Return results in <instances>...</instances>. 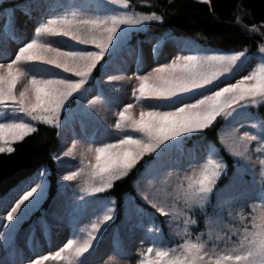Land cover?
<instances>
[{
  "label": "snow or ice",
  "instance_id": "obj_1",
  "mask_svg": "<svg viewBox=\"0 0 264 264\" xmlns=\"http://www.w3.org/2000/svg\"><path fill=\"white\" fill-rule=\"evenodd\" d=\"M101 2L120 5L123 10H92ZM4 3L5 0H0V12L8 17L5 32L13 34L15 46L4 47V39L0 37V61L8 60L0 62V120L9 121L0 122V154L13 153L15 142L37 132L34 122L52 127L58 140L66 139L71 132V146L52 158L59 162L78 155L81 166L69 171L62 180L57 178L56 195L49 207L54 209L57 205L66 190L65 182L79 179L81 196L76 201L66 200L64 205L66 217L71 216L75 238L68 239L54 256L42 255L43 245L37 248L33 241L46 240L49 248L55 246L52 229L58 227L49 223L46 211L24 229V243L15 242L21 226L47 199L49 172L40 170L26 177L22 183L34 182L35 177L40 182L23 193L7 212L6 223L0 224L3 228L0 250L5 253L0 256V264H6V259L13 264L16 259H26L27 264H47L50 259L62 260L64 264H93L95 246L115 220L117 211L114 199L97 194L111 190L145 159L140 174L156 178L166 170L176 169L175 173L168 171L169 177L176 176V182L165 195L157 192L151 199L147 191L123 195L121 222L113 229L114 255L123 254L120 226L127 225L135 216L131 227L140 229L152 245L140 253L137 264H264V183L257 186L254 173L251 181H243L248 169L241 163L250 160L251 142L259 144L258 152H264V117L258 114L259 107L264 106V44L257 54L250 56L246 47L241 50L194 47L190 39L173 36L176 43L167 48L163 40L166 33L145 30L147 22L162 24L163 16L155 11H128L129 0H91L83 7L72 8L61 0L56 7L38 15L30 13L28 5H42L43 0H20L8 7ZM138 7L151 5L141 3ZM16 10L32 21L31 30L27 24L24 28L13 25ZM248 31L258 29L253 26ZM145 44L149 45L147 55ZM123 49L135 52V70L127 78L135 81L131 88L135 104L126 103L113 112L115 124L111 127L122 138L94 146L105 134L93 114L98 100L105 108L121 101L99 89L98 100H89L87 105L83 100L90 91L89 85L99 83L96 71L103 74ZM173 51L188 54H176L170 63L159 62L161 57L167 60ZM253 59L259 63L249 67ZM152 63L158 66L141 74ZM245 70L247 74L243 75ZM113 79L122 77H108L109 81ZM73 102L75 107H70ZM253 107L255 112L250 111ZM220 117L225 118L226 125L239 122L241 129H247L232 128L228 134L226 151L233 158V173L222 186L218 182L228 174V164L215 143L203 135ZM76 119L81 122L79 136L85 143L76 139L77 133L71 127ZM198 161L202 162L190 172L179 171L185 164L196 165ZM258 162L264 174V157ZM247 183L253 187L251 194L236 191ZM137 196L148 202L154 212L149 213L137 204ZM248 200L260 203H253L246 216ZM5 206L6 201L0 199V207ZM226 207L229 211L224 216ZM97 213L88 225L75 229L81 218ZM156 213L182 220L183 228L172 237L182 242L173 247L161 246L169 241L155 225ZM50 215L53 221L67 225L66 217H58L55 211ZM198 215H203L205 225L211 227L208 240L199 236L196 240L190 238V226L198 225ZM146 223L151 227H146ZM212 231H217L215 241ZM219 243L223 248H217Z\"/></svg>",
  "mask_w": 264,
  "mask_h": 264
},
{
  "label": "rangeland",
  "instance_id": "obj_2",
  "mask_svg": "<svg viewBox=\"0 0 264 264\" xmlns=\"http://www.w3.org/2000/svg\"><path fill=\"white\" fill-rule=\"evenodd\" d=\"M8 1V0H5ZM11 1V0H10ZM61 0H43L42 5H28L30 13L33 15H38L40 12H46L50 10L52 7H56L58 4H60ZM63 2L66 4L67 7L72 8L74 5L78 7H83L84 5L90 4L91 0H63ZM117 10L121 11L123 10L120 5H113V4H104L99 3L96 8H93L92 10ZM46 18V17H45ZM8 21V17L5 13L0 12V37H3L4 39V47H14L15 44L12 40V33L11 32H5V24ZM25 24H27L28 30H31L32 27V21L29 20L21 11L16 10L13 16V25L17 28H24ZM164 46L167 48H172L176 41L173 39V36L164 37ZM194 47H211L213 49L215 48L214 45L209 44L205 41H199V40H191ZM134 42V41H133ZM264 44V43H263ZM144 52L147 55L149 50V45L145 44L143 46ZM89 50H93L91 47ZM236 50V49H235ZM258 50L254 53H249L250 56H253V54H257ZM176 54H188L185 53H177L173 51L172 56H169L167 60H165L163 57L160 59V63L163 62H171V59L174 58ZM135 58V52L129 49H123L121 50L110 62L109 67L106 69V71L101 74L99 71V75L96 76V79L99 81L97 84L95 81L89 85L90 91L86 94V97L83 100V103L87 105L89 100H98L97 91L102 90L105 93H111L115 97H117L121 102L113 106L111 108H105L98 100V105L95 109H93V114L97 116V119L99 120V123L102 125L103 129L105 130V134L103 137L98 138L97 144H94V146H98L99 142L103 143H113L116 139L122 138L119 135L118 130H116L114 127H111L115 124V117L113 115V112L118 111L120 108H123L124 104L126 103H133L135 104L134 98L131 96V88L135 86L134 80L127 79L128 77H132L135 65L133 63V60ZM3 63H7L8 60L0 61ZM256 63H259L258 59H253L252 64L249 65V67H254ZM157 63H152L150 66L146 67L144 69V72L141 74H145L146 72L151 71L153 67H157ZM243 75L247 74V70H245ZM109 76L113 77H122V79H113L112 81L108 80ZM239 78V77H237ZM233 82H235L233 80ZM70 107H75V102H73V105ZM137 112L139 111V108L137 107L135 109ZM250 111L255 112V107L251 108ZM258 114L261 117H264V106L259 107ZM231 119V118H229ZM0 122H9V121H2ZM216 122L220 123V129H219V142L223 144L224 149L226 150V141L228 134L232 128L239 129L241 131L247 130L246 128L241 129L240 123H233V124H225V118L220 117ZM39 122H34V125ZM72 128L75 129L77 136L76 139L80 141V143H85L86 141L80 140V129H81V122L79 119H76L73 121ZM73 143V136L71 135V132H69L66 139L58 140V148L55 153V155L59 156L62 152H65L68 147L71 146ZM259 148V144L256 142H251L249 145V152H250V160H242L241 163L246 165L248 171L243 175V181L249 182L253 179V173L255 177L256 185L259 186L260 184L264 183V174H262L261 171V165L259 164V158L264 157V152H258L257 149ZM227 152V151H226ZM206 158V157H205ZM233 159V158H232ZM146 162V161H145ZM145 162L143 164V168L145 165ZM202 161H198L196 165H188L185 164L184 168L180 169L179 171L181 174L184 173V169H187L189 172L192 170V167L198 166V163H201ZM56 164V170H57V178L59 177L62 180V177L67 174L69 171H75L77 168L81 166L80 164V157L78 155H73L69 157L62 158L59 162L55 160ZM40 170H47V168L39 169ZM143 170V169H142ZM142 170L139 172L142 173ZM37 171V172H38ZM168 171H172L175 173L176 169L166 170L165 172L161 173L158 177L153 178L149 176H144L142 174L137 175L136 180L134 182V188L135 192H144L147 191L149 194L150 199L157 193L161 196L165 195L171 188V186L176 182V176L173 175L171 177L168 176ZM233 173V170H232ZM232 173L227 177V179L222 181V179L228 175H225L222 179L219 180L218 186L224 185L229 177L232 175ZM222 181V182H221ZM40 180L38 177H35L34 182H27V183H21L17 188L12 190L7 196H5L3 199L6 201L5 207H0V224L6 223L4 218L7 215V212L11 210L12 207L15 206L16 202L20 199V197L23 195L25 191H30L31 187L35 186V183H39ZM221 182V183H220ZM67 185L65 192L59 197L57 201V205L54 209L48 208L47 210L45 208H41L42 204L40 205V210L34 212L32 214H41L42 211H46L49 213L47 215V219L49 223L58 224V227H54L52 229V240L55 244V246L48 247V242L41 241V240H34L33 244L36 245L37 248H40L41 245H43L42 255H47L49 257H52L55 255L56 251H59L60 248L63 247L64 243H67L68 239H74V235L72 234L73 228L71 223V216L66 217V209H65V202L66 200L70 199L72 201L78 200V198L81 196V193L79 191V186L81 184V181L79 179L72 181V182H65ZM155 185V187H153ZM49 190V187H48ZM253 190V187L250 183L243 184L241 186H238L236 191L239 193H248L251 194ZM99 196L105 197L103 193L97 194ZM48 197V192H47ZM139 197V196H138ZM108 198V197H107ZM111 199V198H109ZM140 199V197H139ZM46 200V199H45ZM44 200V201H45ZM141 200V199H140ZM43 201V202H44ZM142 201V200H141ZM213 201H215V196H213ZM143 204L146 206H149L150 209L154 212V209L151 208L150 204L146 201H142ZM253 203L259 204L260 201H247V208L245 209V215L248 216L251 211V205ZM52 211H55L58 217H66L67 219V225L65 223H61L59 220L56 222L52 220V217L50 213ZM209 213H211V209L208 210ZM229 209L226 207L225 211L223 213L224 216H227ZM87 215L84 218L80 219V222L75 225V229H79L81 227H84L88 225L92 220L95 219V216L98 215ZM160 216L161 222L163 223V236L165 240L169 241L168 243H165L161 246L163 247H173L176 244L182 242L180 238L173 239L172 237L175 236V233L183 228V222L182 220H171V218H166L164 216H161L159 213H156ZM31 216V219L34 217ZM39 217V216H38ZM198 225L196 226H190V238L192 240H196L199 236L203 240H208V232L211 230L210 226L205 225V217L203 215H198L197 217ZM30 219V220H31ZM30 220H26L24 225L21 226L20 232L15 237V242L18 244H23V235H24V229L27 228V222L31 223ZM36 220L33 219V221ZM136 220V217L133 216L132 219L128 222L127 225H121L120 231H119V239L122 242L121 247L123 249L122 255H114L113 254V229L117 226L114 224L116 223V220H114L112 223H110L107 227V229L103 233V237L99 240V242L95 246V252H94V262L93 264H137V261L140 259V253L147 249L148 247L152 246L151 242L144 239L143 232L140 229H133L131 227V224H133ZM171 220V223L168 221ZM121 222V221H120ZM225 223H228L226 220ZM146 227H151L150 224L145 225ZM159 227L158 225H156ZM161 229V227H159ZM3 228L0 227V231H2ZM221 235V239L224 238V233L221 231L219 233ZM217 235V231H212V239L215 241V237ZM217 248H223V244L219 243L216 245ZM209 247H212V244H209ZM25 256H27V251H25ZM5 253L3 250H0V256H4ZM33 258H39V257H33ZM6 264H13L11 259H6ZM14 264H27V260H20L16 259ZM47 264H64V261L57 260V259H50Z\"/></svg>",
  "mask_w": 264,
  "mask_h": 264
},
{
  "label": "trees",
  "instance_id": "obj_3",
  "mask_svg": "<svg viewBox=\"0 0 264 264\" xmlns=\"http://www.w3.org/2000/svg\"><path fill=\"white\" fill-rule=\"evenodd\" d=\"M18 2L20 0H8L3 6L8 7ZM129 3L131 7L127 9L128 11L145 13L155 11L162 15V24L156 21L147 22L145 30L150 28L153 33H166L164 37L175 36L205 41L219 50H241L246 47L249 53L256 52L264 43V0H206V2L202 0H129ZM141 3L151 7H138ZM253 26L258 31H248ZM98 75L97 70L96 76ZM34 127H37V132L13 144V153L0 154V199L17 188L26 177L33 175L39 169L47 168L48 197L41 206L47 210L57 189V170L55 159L52 157L57 151L58 139L52 127L40 123H36ZM220 127V123L215 122L214 126L206 130L203 135L215 143L228 164V175L222 179L225 181L232 173L233 159L219 142ZM145 161L146 159L138 163L127 178L116 182L111 190L103 193L105 197L114 199L116 203L115 226L120 225L121 221V198L125 193L136 195L134 182L143 169ZM136 203L147 212H153L138 196ZM40 215H33L30 221L32 222ZM154 219L155 225L163 229L160 216L155 214Z\"/></svg>",
  "mask_w": 264,
  "mask_h": 264
}]
</instances>
